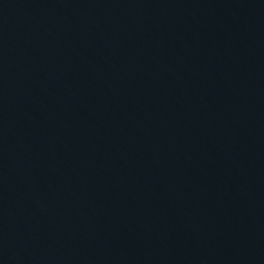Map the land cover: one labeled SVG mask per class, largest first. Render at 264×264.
Wrapping results in <instances>:
<instances>
[{"label": "water", "instance_id": "95a60500", "mask_svg": "<svg viewBox=\"0 0 264 264\" xmlns=\"http://www.w3.org/2000/svg\"><path fill=\"white\" fill-rule=\"evenodd\" d=\"M0 264H264V0H0Z\"/></svg>", "mask_w": 264, "mask_h": 264}]
</instances>
